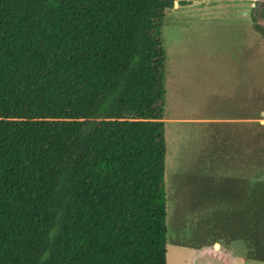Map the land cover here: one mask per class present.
<instances>
[{
    "label": "trees",
    "instance_id": "16d2710c",
    "mask_svg": "<svg viewBox=\"0 0 264 264\" xmlns=\"http://www.w3.org/2000/svg\"><path fill=\"white\" fill-rule=\"evenodd\" d=\"M173 6L0 0V264H167Z\"/></svg>",
    "mask_w": 264,
    "mask_h": 264
},
{
    "label": "rangeland",
    "instance_id": "374dc122",
    "mask_svg": "<svg viewBox=\"0 0 264 264\" xmlns=\"http://www.w3.org/2000/svg\"><path fill=\"white\" fill-rule=\"evenodd\" d=\"M174 2L162 27L167 264L264 259V164L246 170L264 147V0Z\"/></svg>",
    "mask_w": 264,
    "mask_h": 264
},
{
    "label": "crops",
    "instance_id": "0c3cea01",
    "mask_svg": "<svg viewBox=\"0 0 264 264\" xmlns=\"http://www.w3.org/2000/svg\"><path fill=\"white\" fill-rule=\"evenodd\" d=\"M244 85L247 84V81L245 82V78H244ZM247 118V117H245ZM241 173L240 172V176H241ZM246 174V173H245ZM215 246L217 248L220 247V244L218 242H215ZM227 246L228 247H232L230 245V240L227 241ZM247 247V239L245 237V243H244V248L246 249ZM218 258H220L218 256ZM217 261L215 262H209L207 264H223V263H216ZM224 264H264V259L260 258V257H249L247 252H243V253H236V252H231L230 255L226 258V261L224 262Z\"/></svg>",
    "mask_w": 264,
    "mask_h": 264
},
{
    "label": "water",
    "instance_id": "95a60500",
    "mask_svg": "<svg viewBox=\"0 0 264 264\" xmlns=\"http://www.w3.org/2000/svg\"><path fill=\"white\" fill-rule=\"evenodd\" d=\"M174 4L176 5V4H178V2H174Z\"/></svg>",
    "mask_w": 264,
    "mask_h": 264
}]
</instances>
